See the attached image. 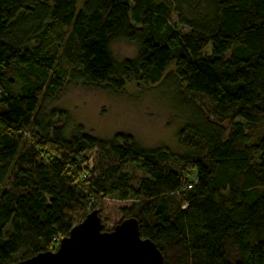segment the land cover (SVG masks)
I'll list each match as a JSON object with an SVG mask.
<instances>
[{
    "label": "trees",
    "instance_id": "16d2710c",
    "mask_svg": "<svg viewBox=\"0 0 264 264\" xmlns=\"http://www.w3.org/2000/svg\"><path fill=\"white\" fill-rule=\"evenodd\" d=\"M119 40L137 57L117 62ZM171 76L187 92L182 154L68 136L67 114L42 108L68 84ZM107 199L132 202L121 222L164 264H264V0H0V264L56 251Z\"/></svg>",
    "mask_w": 264,
    "mask_h": 264
},
{
    "label": "rangeland",
    "instance_id": "374dc122",
    "mask_svg": "<svg viewBox=\"0 0 264 264\" xmlns=\"http://www.w3.org/2000/svg\"><path fill=\"white\" fill-rule=\"evenodd\" d=\"M182 12L184 17L196 13L188 6H184ZM170 23L180 33L188 32V28L179 23L177 13L172 14ZM206 50L209 54L212 45ZM138 52L137 43L125 40H119L112 46L117 62L134 59ZM186 96L184 87L177 84L173 76L155 85L130 84L119 92L103 87L68 84L56 96L45 99L42 108L47 114L52 111H63L67 114L68 136L75 133L78 127L102 139H110L116 133L122 132L133 135L145 148L164 147L175 154H182L177 132L186 119L182 107ZM205 104L209 106L208 102ZM131 203L105 200L101 218L106 222L107 230H112L121 222L122 208L131 206Z\"/></svg>",
    "mask_w": 264,
    "mask_h": 264
},
{
    "label": "water",
    "instance_id": "95a60500",
    "mask_svg": "<svg viewBox=\"0 0 264 264\" xmlns=\"http://www.w3.org/2000/svg\"><path fill=\"white\" fill-rule=\"evenodd\" d=\"M18 264H164V257L154 242L142 238L137 219L107 230L99 213L92 211L60 240L56 251Z\"/></svg>",
    "mask_w": 264,
    "mask_h": 264
}]
</instances>
